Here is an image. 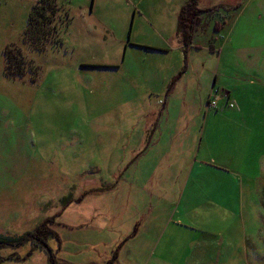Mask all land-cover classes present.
Returning a JSON list of instances; mask_svg holds the SVG:
<instances>
[{
	"label": "rangeland",
	"instance_id": "obj_1",
	"mask_svg": "<svg viewBox=\"0 0 264 264\" xmlns=\"http://www.w3.org/2000/svg\"><path fill=\"white\" fill-rule=\"evenodd\" d=\"M186 1L58 0L63 5V18L58 21L62 45L47 43L37 51L23 41L36 0H0L1 234L23 235L48 218L50 229L65 241L68 255L78 259L109 258L119 242L122 264H152V253L176 264H264V172L258 188L243 196L233 180L207 175L190 180L187 186L182 180L181 191L177 185L160 195L156 179L147 177L150 115L146 114L149 105L157 108L159 102L158 94L152 98L146 93V32L176 31L177 14ZM64 11L69 16L65 23ZM11 45L38 67L35 80L30 70L20 78L5 74L4 50ZM253 87L251 95H257ZM203 120V116L189 118L193 134L198 125L201 130ZM161 122L171 121L162 116ZM162 132L161 138L151 141L156 160L167 138ZM192 136L183 142L185 155ZM260 161L264 169V159ZM117 175L119 179L114 178ZM216 182L223 187L213 190ZM85 190L81 203L65 208L60 223L58 212L47 217L48 211L64 207L62 198L69 193L78 201ZM176 203L184 216L173 217ZM98 206L103 214L89 221L88 214ZM151 206L160 211L150 212ZM222 211L226 215L221 218ZM178 217L186 223L196 221L188 231L191 239L196 237L195 259H173L189 240L187 232H178L179 238L174 234L170 240L171 229L164 231L166 222ZM223 222L227 223L224 229ZM135 229L136 239L126 240ZM46 241L55 246L51 236ZM30 248L28 243L14 248L1 245L0 255L5 258L0 263L47 264L44 247L27 254ZM10 254L26 258H10Z\"/></svg>",
	"mask_w": 264,
	"mask_h": 264
},
{
	"label": "crops",
	"instance_id": "obj_2",
	"mask_svg": "<svg viewBox=\"0 0 264 264\" xmlns=\"http://www.w3.org/2000/svg\"><path fill=\"white\" fill-rule=\"evenodd\" d=\"M198 5L215 9L212 14L202 15L204 26L195 33L193 45L184 48L182 39L177 34V26L176 31L156 28L154 33L152 29L146 32V93L152 98H155L154 93L158 94L157 103L159 102V108L149 105L146 114L150 115L146 123V136L150 139L146 144V156H150L147 177L150 180L156 179L155 188L160 195H165L177 185L181 191L182 180H185L187 186L190 180L207 175L209 178L233 180L243 196L246 191L258 188V179L264 172L260 161L264 159V0H198ZM252 86L257 95H251ZM214 95L217 96V103L216 106H211L210 99ZM162 116L168 122L171 121L170 124H163ZM172 116L175 119L173 121ZM191 116H196L197 119L204 117L201 130L198 125L194 134L192 126L188 124ZM226 121L233 123L228 125ZM196 122L200 124L199 121ZM162 131L167 138L156 160V156L151 153V141L156 142V137L161 138ZM186 136L192 138L189 142L190 149L185 155L182 147ZM162 158H165V165H162ZM114 178L120 177L117 175ZM157 178L168 180L165 184L158 182ZM217 186L223 187L222 183L216 182L211 188L214 190ZM189 187L195 190V187ZM185 189L186 187L183 191ZM94 190L101 192L98 188ZM87 192L85 190L82 198L80 194L78 201H72L60 210H44L48 211L47 217L58 212L56 219L60 223L59 219L65 208L75 202L81 203ZM242 200L243 198L240 199L241 202ZM173 203H170L171 207ZM167 205L164 204L160 209H165ZM179 205L176 203L173 217L185 215ZM158 208L151 206L149 210L152 212ZM102 214V208L98 206L90 211L88 217H91L88 220L92 221ZM225 215L224 211L219 213L221 218ZM194 223L196 221L186 223L180 217L166 222L164 231L166 233L167 229H171L168 237L170 240L178 232H187L189 238L183 249L176 250L174 260L196 258L197 255H193L196 237L191 239L188 232L193 230ZM190 226L193 227L189 228ZM221 226L224 229L227 223L223 222ZM137 236L138 233L132 236L127 233L126 240L136 239ZM52 238L55 246L52 248L47 245L56 258V264H102L110 258L78 259L68 255L66 243L61 240V236L58 237L59 240ZM178 238L177 234L176 240ZM118 245L119 242L112 247L111 253ZM36 250L41 249H33ZM121 251L122 245L118 248L115 264H122L118 257ZM51 254L47 255V264H50ZM15 256L17 255L10 254V258ZM151 256H154L152 264H176L169 263L167 260L170 259L160 253H152ZM17 257L26 258L22 255ZM0 258L1 262L5 257L0 255Z\"/></svg>",
	"mask_w": 264,
	"mask_h": 264
},
{
	"label": "trees",
	"instance_id": "obj_3",
	"mask_svg": "<svg viewBox=\"0 0 264 264\" xmlns=\"http://www.w3.org/2000/svg\"><path fill=\"white\" fill-rule=\"evenodd\" d=\"M62 4L58 0H36L29 12L25 31L23 33V41L27 43L31 49L41 51L44 50L47 43L51 45H62L60 36V22L63 18L61 13ZM215 8H201L198 6L197 0H187L180 8L178 13L177 34L181 37L184 48L193 45L195 33L199 28L204 26L202 15L212 14ZM64 23L67 22L68 12L64 11ZM140 46V45H137ZM143 46V45H141ZM5 56V74L11 78H20L25 75L27 70L32 72L31 80H35L37 76L36 69L25 59L22 50L14 45L7 46L4 50ZM98 66L97 64H91ZM84 65V66H91ZM74 201L72 194L62 198L64 206ZM52 219H46L43 223L37 226L34 230L28 231L21 235H4L0 233V246L10 245L13 248L23 245L24 243L31 244L28 253H31L35 248H45L47 237L51 236L58 239L57 233L50 229L49 223ZM136 232V229H135ZM119 248V246H118ZM118 248L114 249L112 256L105 260L102 264H115L117 261ZM16 258V256L14 257ZM1 259V258H0ZM50 264H56V258L53 254L50 255Z\"/></svg>",
	"mask_w": 264,
	"mask_h": 264
},
{
	"label": "built area",
	"instance_id": "obj_4",
	"mask_svg": "<svg viewBox=\"0 0 264 264\" xmlns=\"http://www.w3.org/2000/svg\"><path fill=\"white\" fill-rule=\"evenodd\" d=\"M216 103H217V96H213L211 99H210V105L211 106H216Z\"/></svg>",
	"mask_w": 264,
	"mask_h": 264
},
{
	"label": "water",
	"instance_id": "obj_5",
	"mask_svg": "<svg viewBox=\"0 0 264 264\" xmlns=\"http://www.w3.org/2000/svg\"><path fill=\"white\" fill-rule=\"evenodd\" d=\"M141 46V45H140ZM141 47H144V46H141ZM145 48V47H144ZM45 249L47 250L48 254H51V250L50 248L48 247L47 244H45Z\"/></svg>",
	"mask_w": 264,
	"mask_h": 264
}]
</instances>
